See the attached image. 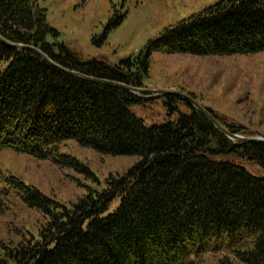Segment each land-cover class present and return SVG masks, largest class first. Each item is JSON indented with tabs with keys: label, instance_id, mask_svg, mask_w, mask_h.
Returning a JSON list of instances; mask_svg holds the SVG:
<instances>
[{
	"label": "trees",
	"instance_id": "obj_1",
	"mask_svg": "<svg viewBox=\"0 0 264 264\" xmlns=\"http://www.w3.org/2000/svg\"><path fill=\"white\" fill-rule=\"evenodd\" d=\"M40 0H0V37L39 48L56 64L89 77L145 88L153 53L203 57L264 52V0H219L169 26L135 58L118 64L82 60L65 45ZM114 14L105 28L119 26ZM4 65V67H3ZM157 97L70 76L32 51L0 40V149H12L72 169L101 185L78 158L61 152L75 141L104 155L137 156L122 176H110L72 207L12 176H2L0 210L16 196L46 219L37 236L15 247L0 243V264H264V144L234 141L198 109L148 125L131 107ZM176 95L164 104L178 111ZM231 133L242 128L222 122ZM120 204L106 214L111 203Z\"/></svg>",
	"mask_w": 264,
	"mask_h": 264
},
{
	"label": "rangeland",
	"instance_id": "obj_2",
	"mask_svg": "<svg viewBox=\"0 0 264 264\" xmlns=\"http://www.w3.org/2000/svg\"><path fill=\"white\" fill-rule=\"evenodd\" d=\"M219 0H40L47 10L48 23L57 36L49 43L65 45L82 60H102L109 65L135 58L148 41L156 39L165 28L214 5ZM125 14L123 22L102 38L114 14ZM4 67V65H3ZM145 89L175 90L194 98L210 109L222 122L241 127L245 137L264 138V52L254 55L203 57L192 54L155 52L150 59ZM165 97L154 98L147 105H134L133 113L148 125L175 120L191 109L178 101V111L170 112ZM61 152L78 158L97 176L101 185L82 174L62 168L48 160H39L12 149H0L2 176L12 175L38 188L63 205L72 207L89 190H100L110 176H122L138 161L137 156H111L82 147L75 141L61 145ZM251 174L264 176V169L248 160H237ZM4 182L0 181V187ZM0 243L17 246L25 238L37 236L46 222L37 210L29 209L16 196L2 202ZM120 198L109 206L112 213ZM221 256L207 254L206 264H219Z\"/></svg>",
	"mask_w": 264,
	"mask_h": 264
},
{
	"label": "water",
	"instance_id": "obj_3",
	"mask_svg": "<svg viewBox=\"0 0 264 264\" xmlns=\"http://www.w3.org/2000/svg\"><path fill=\"white\" fill-rule=\"evenodd\" d=\"M0 40L10 46H13L15 48H21V49H25V50H29L34 52L35 54H37L38 56H40L42 59H44L46 62L50 63L51 65H53L54 67L58 68L59 70L63 71L64 73L79 78V79H83L89 82H93V83H97V84H104V85H109L112 87H118L124 90H127L133 94L136 95H140V96H150V97H164L167 95H176L178 97H180L181 99L185 100L186 102H188L190 105H192L194 108L198 109L220 132H222L224 135H226L228 138H230L231 140L234 141H241V142H259L264 144V138L263 137H245L243 135H239V134H233L231 133L227 128H225L212 114L210 111H208L207 109L203 108L201 105H199V103L192 98L191 96L180 92V91H175V90H163V91H158V90H148L145 88H138V87H133V86H129L123 83H119V82H114V81H109V80H105V79H98V78H94V77H89L86 76L84 74H81L79 72L76 71H72L69 69H66L58 64H56L55 62H53L45 53H43L39 48L34 47V46H25V45H21V44H14L11 43L5 39H3L2 37H0Z\"/></svg>",
	"mask_w": 264,
	"mask_h": 264
}]
</instances>
